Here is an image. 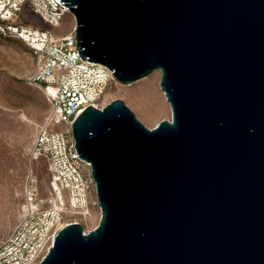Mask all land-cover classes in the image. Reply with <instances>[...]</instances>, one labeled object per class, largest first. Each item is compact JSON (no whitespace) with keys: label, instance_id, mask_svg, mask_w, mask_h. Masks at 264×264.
I'll return each mask as SVG.
<instances>
[{"label":"water","instance_id":"obj_1","mask_svg":"<svg viewBox=\"0 0 264 264\" xmlns=\"http://www.w3.org/2000/svg\"><path fill=\"white\" fill-rule=\"evenodd\" d=\"M80 58L130 85L160 71L171 121L122 100L72 123L101 217L39 264H264V0H60Z\"/></svg>","mask_w":264,"mask_h":264},{"label":"built area","instance_id":"obj_2","mask_svg":"<svg viewBox=\"0 0 264 264\" xmlns=\"http://www.w3.org/2000/svg\"><path fill=\"white\" fill-rule=\"evenodd\" d=\"M24 9L46 28L23 23L19 15ZM68 14L60 0H0V37L16 39L30 49L34 68L29 83L42 91L49 106L29 157L46 162L51 193L49 207L41 210L35 188H26L22 219L0 244V264H39L57 233L79 223L62 224L65 215H90L95 183L90 163L77 154L71 125L87 107L103 108L101 97L114 79L105 66L80 58L74 27L64 35L55 32ZM60 125L65 129L57 130Z\"/></svg>","mask_w":264,"mask_h":264},{"label":"rangeland","instance_id":"obj_3","mask_svg":"<svg viewBox=\"0 0 264 264\" xmlns=\"http://www.w3.org/2000/svg\"><path fill=\"white\" fill-rule=\"evenodd\" d=\"M28 25L43 27L40 19L28 9L19 15ZM74 19L68 14L55 32L67 34L74 27ZM30 49L16 39L0 37V244L21 221L26 188L32 185L37 192V204L41 210L49 207L51 199L49 173L43 159L30 160V150L36 134L45 121L49 106L40 89L29 83L33 72ZM160 71H153L146 78L130 85L112 81L104 91L100 105L122 100L136 119L148 129H154L162 121H171V108L159 87ZM155 79V89L167 107L165 112L150 113L140 102L141 96L151 93L147 82ZM64 130L65 126L56 127ZM96 192H91L90 215L73 219L69 214L62 224L77 220L84 232L94 230L100 221Z\"/></svg>","mask_w":264,"mask_h":264},{"label":"bare ground","instance_id":"obj_4","mask_svg":"<svg viewBox=\"0 0 264 264\" xmlns=\"http://www.w3.org/2000/svg\"><path fill=\"white\" fill-rule=\"evenodd\" d=\"M155 79H152L147 82V85H150L152 88L151 93L141 96V104L150 112H165L167 107L162 101L161 96L158 94L157 90L155 89ZM165 97V96H164Z\"/></svg>","mask_w":264,"mask_h":264}]
</instances>
